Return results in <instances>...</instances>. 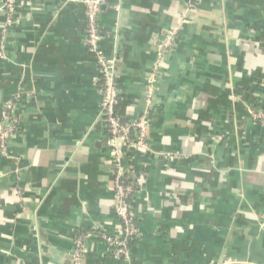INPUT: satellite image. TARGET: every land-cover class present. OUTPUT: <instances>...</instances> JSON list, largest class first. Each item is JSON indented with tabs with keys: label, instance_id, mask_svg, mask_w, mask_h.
I'll list each match as a JSON object with an SVG mask.
<instances>
[{
	"label": "crops",
	"instance_id": "obj_1",
	"mask_svg": "<svg viewBox=\"0 0 264 264\" xmlns=\"http://www.w3.org/2000/svg\"><path fill=\"white\" fill-rule=\"evenodd\" d=\"M0 0V264H264V0H109L102 47L116 59L118 114L146 108L158 64L149 149L123 161L134 176L137 234L119 235L101 118L100 71L86 44L83 0ZM186 22L174 45L167 35ZM160 53H162L160 57Z\"/></svg>",
	"mask_w": 264,
	"mask_h": 264
},
{
	"label": "built area",
	"instance_id": "obj_2",
	"mask_svg": "<svg viewBox=\"0 0 264 264\" xmlns=\"http://www.w3.org/2000/svg\"><path fill=\"white\" fill-rule=\"evenodd\" d=\"M109 0H83L86 10L87 30L86 44L90 54L94 57L100 71V81L102 101L101 118L109 130L110 135L106 139V146L113 152V159L116 162L114 176V192L116 200V217L120 224L119 235H104V240L113 247V254L118 259L130 261L129 244L137 234V229L133 223L131 209V198L134 193V176H131L123 166L124 159L134 151L147 152L148 131L150 127L151 116L154 108L155 84L158 80V64L149 81L145 102L146 108L141 116L133 121H125L118 114L119 90L116 71V59L109 56L102 47L103 33L100 25V16L104 6ZM3 9L5 10L6 22L1 27L2 37L8 33V28L12 26L16 6L14 0H4ZM186 18L181 21L177 28L168 33L162 48V52L174 45L176 35L186 22ZM162 53H160V57ZM12 105L8 104L0 122V141L2 142L3 155L7 156V144L13 138L16 131V122L12 120L10 112ZM257 120L264 121V108L258 115ZM131 130H135V140L130 138ZM126 178L128 181L123 182ZM93 237V233H87L81 236L75 243L71 253L70 264H84L86 254L85 240Z\"/></svg>",
	"mask_w": 264,
	"mask_h": 264
},
{
	"label": "trees",
	"instance_id": "obj_3",
	"mask_svg": "<svg viewBox=\"0 0 264 264\" xmlns=\"http://www.w3.org/2000/svg\"><path fill=\"white\" fill-rule=\"evenodd\" d=\"M110 135V133H109V130L106 128V126H105V129H104V138H103V141H105L106 142V139H107V137ZM130 138L131 139H133V140H135V130H131V132H130ZM104 142V143H105ZM126 178H128V175H126L125 176V178H123L122 179V181L123 182H127L128 180L126 179ZM132 199V198H131ZM134 238L135 237H133L132 239H131V241H130V246L132 245V241H134Z\"/></svg>",
	"mask_w": 264,
	"mask_h": 264
}]
</instances>
